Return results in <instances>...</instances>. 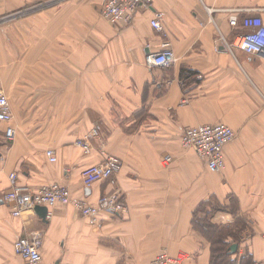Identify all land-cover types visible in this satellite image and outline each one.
<instances>
[{"label":"crops","instance_id":"obj_1","mask_svg":"<svg viewBox=\"0 0 264 264\" xmlns=\"http://www.w3.org/2000/svg\"><path fill=\"white\" fill-rule=\"evenodd\" d=\"M103 1L0 0V16L16 19L0 28L11 113L0 121V264H24L14 243L35 234L42 264H151L162 251L211 264L207 224L228 230L231 259L264 264V60L217 49L219 33L231 41L242 31L229 25L231 11L264 19V0H153L115 25L101 17ZM155 12L161 32L150 24ZM163 41L176 62L148 67L146 54ZM216 123L234 131L220 172L181 143L187 127ZM106 156L120 160L114 183L84 187L82 170ZM11 172L32 189L64 184L71 201L50 218L14 216L4 200ZM114 190L126 213L101 212L96 224L73 204Z\"/></svg>","mask_w":264,"mask_h":264},{"label":"built area","instance_id":"obj_2","mask_svg":"<svg viewBox=\"0 0 264 264\" xmlns=\"http://www.w3.org/2000/svg\"><path fill=\"white\" fill-rule=\"evenodd\" d=\"M60 1V0H57ZM153 0H104L100 9L101 17L110 24H128L138 8H150ZM162 14L155 12L150 24L158 32L163 30L160 20ZM213 22V20H212ZM232 28H241L231 41L219 33L217 49L232 52L239 49L250 55L259 56L264 60V19L258 14L247 13L241 18L231 11L228 16ZM148 67L168 68L176 62V56L168 41H163L159 51L149 52L145 56ZM9 111L6 95L0 90V121L9 122ZM14 130L11 126L5 129L7 140L14 139ZM234 137L233 129L224 123L200 124L187 127L181 134V143L184 147L191 148L205 161L207 168L212 172H220L225 164L224 147ZM84 150L88 151L87 143H81ZM45 154L50 162L56 161L55 153L48 148ZM171 157L166 155L163 161L169 162ZM120 168V160L114 156H106L101 162L90 165L82 170L81 178L84 187H90L100 180H109L114 183L113 175ZM10 187L4 193V200L13 204L12 215L19 216L26 211L34 210L37 205L47 207L46 217H51V208L57 204L65 205L71 201L68 187L60 183L43 185L37 189L19 185L14 172L9 173ZM90 224L99 222V214L106 212L109 215H122L126 213L127 206L120 199L118 190L103 194L95 204L83 200L73 202ZM42 237L35 234L31 238H18L14 243V252L24 264H42L40 245ZM151 264H180V257H172L165 251L159 252ZM261 264V263H256Z\"/></svg>","mask_w":264,"mask_h":264},{"label":"trees","instance_id":"obj_3","mask_svg":"<svg viewBox=\"0 0 264 264\" xmlns=\"http://www.w3.org/2000/svg\"><path fill=\"white\" fill-rule=\"evenodd\" d=\"M205 233L210 237L211 244V264H249L248 258L242 256L241 258H233L231 256L235 253L231 251L230 243L225 240L228 236V230L220 226H212L207 224L204 226ZM230 233V232H229Z\"/></svg>","mask_w":264,"mask_h":264},{"label":"water","instance_id":"obj_4","mask_svg":"<svg viewBox=\"0 0 264 264\" xmlns=\"http://www.w3.org/2000/svg\"><path fill=\"white\" fill-rule=\"evenodd\" d=\"M34 211L42 218L45 219L46 218V214H47V207L46 206H42V205H37L34 208ZM236 246L233 245L231 247V251L234 252L235 251Z\"/></svg>","mask_w":264,"mask_h":264},{"label":"rangeland","instance_id":"obj_5","mask_svg":"<svg viewBox=\"0 0 264 264\" xmlns=\"http://www.w3.org/2000/svg\"><path fill=\"white\" fill-rule=\"evenodd\" d=\"M16 19H5L4 16H0V28L4 27V25L8 22L14 21ZM223 264H225V261H221ZM220 264V263H219Z\"/></svg>","mask_w":264,"mask_h":264}]
</instances>
